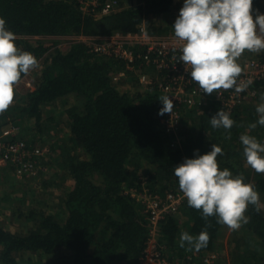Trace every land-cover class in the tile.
<instances>
[{
	"label": "trees",
	"instance_id": "1",
	"mask_svg": "<svg viewBox=\"0 0 264 264\" xmlns=\"http://www.w3.org/2000/svg\"><path fill=\"white\" fill-rule=\"evenodd\" d=\"M176 2L139 0L132 6L129 2L121 10L97 18L85 14L72 0H0V18L16 36L17 48L30 52L38 61L49 48L32 44L28 37L134 33L144 22L168 15ZM257 10L264 12V0H253L254 15ZM173 25L152 26L150 31L174 33ZM256 57L264 62V50ZM121 64L98 55L84 43L70 45L65 51L56 49L43 61L34 86L23 96V105L0 113V123L10 113L25 118L27 124L34 122L37 134L44 133L48 140L51 130L44 122L58 117L43 121L44 108L63 102L69 136L57 146L61 150L58 169L73 182L60 199L63 217L58 212L32 209L26 215L30 226L25 232L0 226V264H32L18 259L27 253L48 257L46 264H143L148 224L142 206L126 194V189H139L147 180L155 193L174 190L179 186L174 168L186 158H196L197 150L199 155L210 152L212 144L223 151L217 157L220 169L227 168L234 177L243 176L244 183L252 184L260 196L259 211L249 205L245 213L249 222L231 235L230 264H264V174L246 164L239 139L247 134L264 145V126L257 123L256 112L264 83L255 85L260 91L257 103L253 100L241 105L230 115L235 122L230 130L211 126L210 119L221 110L212 99L203 108L186 109L176 135L165 131L166 113L158 114L163 104L157 91H120L113 84L112 74ZM253 123H257L255 129L249 127ZM7 124L0 125V135ZM21 130L16 139L26 143L29 139V145L36 146L35 136L27 138L24 127ZM181 211L189 224L178 216L162 224L161 241L169 261L200 262L207 253L223 248L227 226L219 224L216 216L206 222L202 211L187 202ZM203 230L210 237L207 247L196 252L187 250V244L179 246L181 233L198 236Z\"/></svg>",
	"mask_w": 264,
	"mask_h": 264
},
{
	"label": "clouds",
	"instance_id": "2",
	"mask_svg": "<svg viewBox=\"0 0 264 264\" xmlns=\"http://www.w3.org/2000/svg\"><path fill=\"white\" fill-rule=\"evenodd\" d=\"M174 35L181 42L180 61L190 69V77L201 91L211 95L218 90L234 89L236 93L245 90L238 85L242 67L237 62L247 50L259 53L264 50V14L257 10L253 17V0H184L179 16L172 27ZM16 36L6 28V21L0 18V113L5 112L14 100V86L38 67L36 57L21 51L15 44ZM163 104L158 113H172L173 101L168 96L160 97ZM264 101V94L261 95ZM257 123L264 126V103L257 106ZM234 121L230 115L219 110L210 119L214 129L230 130ZM257 123L249 127L255 129ZM246 164L257 174H264V145L247 134L240 136ZM196 158L185 159L174 168L179 189L189 207L202 211L207 222L216 216L218 223L232 231L249 222L245 215L248 206L260 209V196L250 183H244L241 175L233 176L227 168L220 169L217 157L223 155L222 148L212 144L211 151ZM210 226V225H208ZM209 234L206 230L198 236L187 232L180 235L181 248L199 252L207 247Z\"/></svg>",
	"mask_w": 264,
	"mask_h": 264
},
{
	"label": "built area",
	"instance_id": "3",
	"mask_svg": "<svg viewBox=\"0 0 264 264\" xmlns=\"http://www.w3.org/2000/svg\"><path fill=\"white\" fill-rule=\"evenodd\" d=\"M79 4L87 15L100 18L115 13L128 6L130 0H72ZM47 36L28 37L29 39ZM69 39V46L84 43L104 57L121 62L122 67L112 74V82L120 91H157L160 96H168L173 101L172 113H166L163 122L165 131L179 134L183 112L186 109H199L210 100L217 101L221 110L233 114L241 105L258 98L260 91L256 84L264 83V62L250 59L242 63V73L238 85H246L244 91L234 89L218 90L208 95L201 91L190 77V69L180 61L181 42L174 33L155 34L146 29V22L134 33L115 32L108 36L90 37L72 34L61 36ZM25 77L14 86V91L25 85ZM28 87L31 85L26 84ZM15 125L2 128L0 135V167H12L18 177L37 179L48 167L42 159L48 157L50 146H32L24 140L16 139ZM179 145V141H178ZM126 194L135 199L143 208L148 224V242L142 258L143 264H220V254L209 252L200 262H171L164 256L165 244L162 243V224L167 218L178 216L187 202L179 189L168 190L164 194L153 192L145 180L141 187L126 189ZM180 218V217H179Z\"/></svg>",
	"mask_w": 264,
	"mask_h": 264
},
{
	"label": "rangeland",
	"instance_id": "4",
	"mask_svg": "<svg viewBox=\"0 0 264 264\" xmlns=\"http://www.w3.org/2000/svg\"><path fill=\"white\" fill-rule=\"evenodd\" d=\"M138 1L139 0H131L129 1V5H135ZM183 3L184 0H177L168 15L157 18L158 20L146 22V29L150 30L152 26L160 27L166 24L170 25L174 23L179 16V11L182 8ZM261 14H264V12ZM253 17L255 18L254 14ZM29 40L32 44H43L49 49L45 55L38 60V67L31 70L27 75H22L25 77V82L29 83L31 86L28 87L26 85L27 83L24 86L20 85V87L14 91V100L9 107L17 106L19 104L23 105L21 104L24 100L23 96H25L29 89L34 86L38 77V72L42 68L43 61L46 58L48 59L53 54L54 50L61 49L65 51L69 47V39L61 36H48L46 38L41 37ZM256 55L257 53H251L246 50L237 62L242 64L250 61V59H257ZM255 103H257V101ZM261 103H264V101H261L260 97L257 105ZM65 107L66 106L63 102H59L44 108L43 121L47 120L49 117H58L56 118V121H50L49 123L44 122V125L46 127H50L51 130L49 134L50 136L47 135L48 140H45L44 133L37 134L34 122L27 124L25 118H20L21 116L16 113H10V115H8V117L0 123V125L4 123H8L7 125H15L19 137H21V129L24 127L25 137L31 138L35 136L36 142L33 145H48L51 147L48 157L41 160L42 163L48 167V173L38 177L37 179H25L18 177L14 173V168L0 167V226L10 230L11 232H25L29 228V219L26 215L28 211L32 209L44 210L47 212H58L63 217V209L60 206V199L62 198V193H64L69 184V180H66L61 170L58 169L61 162V150L57 146L62 144L63 140H66L69 136ZM178 141H181L179 137ZM27 143L29 144V139ZM66 143L68 145V141ZM77 152L79 153L81 151L79 150ZM57 171H59V173ZM262 207L264 209V202ZM178 217H184V220L186 218L183 211H180ZM241 228L242 227L236 231H240ZM236 231H232L228 229V227L225 229L223 240L221 241L223 248L218 251L220 254V264H229L230 262L229 251L230 242L232 240L231 235H233L232 233H235ZM18 259L29 261L32 264H46L49 262L48 257L29 255L28 253L22 255V257L19 256ZM188 260H191V258H188Z\"/></svg>",
	"mask_w": 264,
	"mask_h": 264
},
{
	"label": "crops",
	"instance_id": "5",
	"mask_svg": "<svg viewBox=\"0 0 264 264\" xmlns=\"http://www.w3.org/2000/svg\"><path fill=\"white\" fill-rule=\"evenodd\" d=\"M59 173V172H58ZM73 185V182L71 181V179H69V184H68V186L66 187V188H71V186ZM63 194V193H62ZM187 224H189V219L186 217V225ZM224 242H225V240H224ZM229 260V259H228ZM229 264H230V262H229Z\"/></svg>",
	"mask_w": 264,
	"mask_h": 264
}]
</instances>
